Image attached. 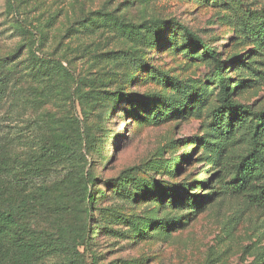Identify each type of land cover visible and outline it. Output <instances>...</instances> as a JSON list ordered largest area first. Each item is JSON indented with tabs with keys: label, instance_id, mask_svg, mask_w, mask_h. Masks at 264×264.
I'll return each mask as SVG.
<instances>
[{
	"label": "rangeland",
	"instance_id": "rangeland-1",
	"mask_svg": "<svg viewBox=\"0 0 264 264\" xmlns=\"http://www.w3.org/2000/svg\"><path fill=\"white\" fill-rule=\"evenodd\" d=\"M251 15L264 19V0H0V154L51 120L91 131L96 203L66 219L87 233L86 264H264V208L225 188L251 120L264 138ZM146 21L155 33L139 39ZM178 24L214 50L241 110L222 105L215 64ZM40 60L82 79V99L72 81L39 82ZM175 86L189 107L173 103ZM130 168L135 184L115 191Z\"/></svg>",
	"mask_w": 264,
	"mask_h": 264
},
{
	"label": "trees",
	"instance_id": "trees-1",
	"mask_svg": "<svg viewBox=\"0 0 264 264\" xmlns=\"http://www.w3.org/2000/svg\"><path fill=\"white\" fill-rule=\"evenodd\" d=\"M248 21L253 28L250 35L264 40V19L258 20L251 15ZM141 25L142 32L136 34L137 38L144 39L145 34L154 35L156 21H146ZM177 27L186 40L195 48L200 47V53L215 64L216 80L224 99L222 105L230 110H241L229 99L227 79L221 73L222 66L214 50L183 25L178 24ZM46 63L50 64L40 60L36 73L40 76L39 82L50 85L59 77L61 84L68 82L72 86L74 83L73 96L82 99L83 80L75 81L74 75L61 64L49 66ZM61 89L67 93L65 86ZM6 91L3 89V93ZM175 92L177 96L173 103L178 106L186 103L189 107L185 99L181 100L183 89L175 86ZM69 95L72 101L77 100L71 96V90ZM152 104L154 106L155 103ZM82 110L85 111L84 107ZM152 112L154 118L159 113L156 109ZM250 117L254 116L250 114ZM46 124L38 126L31 137L17 135L18 146L0 154V264L87 262V233L84 228L67 223L66 219L75 214H89L92 204L96 203V198L90 193L92 176L86 171V156L95 139L88 128H81L77 118L51 120ZM250 127L248 152L236 161L232 179L225 188L254 206L264 208V138L254 120H251ZM134 169L122 171L113 180L115 191L125 194L128 187L135 184ZM181 191L183 189L173 195Z\"/></svg>",
	"mask_w": 264,
	"mask_h": 264
}]
</instances>
